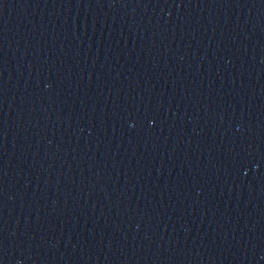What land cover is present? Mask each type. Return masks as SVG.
Here are the masks:
<instances>
[{"label":"water","instance_id":"water-1","mask_svg":"<svg viewBox=\"0 0 264 264\" xmlns=\"http://www.w3.org/2000/svg\"><path fill=\"white\" fill-rule=\"evenodd\" d=\"M0 264H264V0H0Z\"/></svg>","mask_w":264,"mask_h":264}]
</instances>
